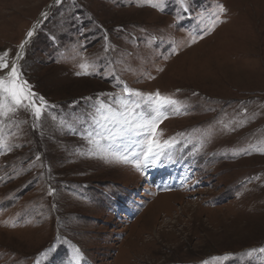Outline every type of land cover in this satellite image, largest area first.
I'll return each mask as SVG.
<instances>
[{
  "label": "rangeland",
  "instance_id": "1",
  "mask_svg": "<svg viewBox=\"0 0 264 264\" xmlns=\"http://www.w3.org/2000/svg\"><path fill=\"white\" fill-rule=\"evenodd\" d=\"M4 52L44 104L0 115V264H264V0H0ZM124 88L176 101L155 160L89 143Z\"/></svg>",
  "mask_w": 264,
  "mask_h": 264
},
{
  "label": "snow or ice",
  "instance_id": "2",
  "mask_svg": "<svg viewBox=\"0 0 264 264\" xmlns=\"http://www.w3.org/2000/svg\"><path fill=\"white\" fill-rule=\"evenodd\" d=\"M60 3V0H56ZM183 3V0H181ZM153 7H159L157 4H153ZM219 13H223L226 10L223 5H218ZM218 19V16H217ZM215 24V21H213ZM33 35L32 31L27 33L28 37ZM26 43V42H25ZM21 48L24 47L22 43ZM8 53H0V72H4V75H0V115L7 116L8 113H14L18 107H24V101H28L29 105L33 109L34 116L39 119L43 110V98H40L41 104L37 106L35 102V94L31 93L30 88L27 86L26 81H22L21 74L17 63L14 61L11 64L7 60ZM22 53L16 54V59H20ZM86 65H81L82 69H86ZM87 74V72L78 73ZM126 96L125 102L121 103L118 108H112L111 106H101L96 109L92 119L96 126L100 129L89 140V143L94 144L97 148H102V141H110V147L114 146L117 140H123L128 136H140L144 132H151V139L148 141L147 150L144 152L146 162L148 160H155L160 155L164 154L166 148L172 147L174 141L165 140L162 143L156 139L157 136V124L164 116L163 110L168 106L176 104L175 100L169 97L161 96L159 92H156L148 97V103L150 105V112L147 115L140 114L136 111L140 105L131 100L132 96L140 97L141 93L134 92L128 88H124ZM31 97V99H30ZM91 136V134H90ZM105 151H108L105 149ZM114 159L129 163L127 155L119 154L116 152H109ZM77 259L79 258L77 249ZM264 253V248L250 249L247 255L251 257L254 253Z\"/></svg>",
  "mask_w": 264,
  "mask_h": 264
},
{
  "label": "bare ground",
  "instance_id": "3",
  "mask_svg": "<svg viewBox=\"0 0 264 264\" xmlns=\"http://www.w3.org/2000/svg\"><path fill=\"white\" fill-rule=\"evenodd\" d=\"M21 50H22V48H21Z\"/></svg>",
  "mask_w": 264,
  "mask_h": 264
}]
</instances>
